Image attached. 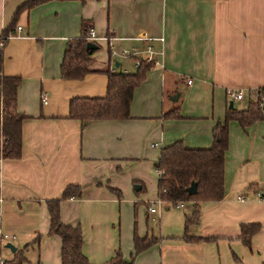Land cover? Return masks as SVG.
<instances>
[{
	"label": "crops",
	"instance_id": "crops-1",
	"mask_svg": "<svg viewBox=\"0 0 264 264\" xmlns=\"http://www.w3.org/2000/svg\"><path fill=\"white\" fill-rule=\"evenodd\" d=\"M24 1L0 0V32L13 18L14 30L20 29L0 49V72L20 77L15 107L26 116L19 158H0V236L13 235L19 241L15 249L28 244L26 264H59V238L47 235L46 201L76 184L81 195L60 202L59 218L79 226L81 252L99 264L116 250L110 228L122 220L123 209L110 188L128 192L132 182L139 192L147 184L157 200V176L143 178L141 162H154L158 149L177 140L185 147H208L214 124L227 109L226 91H242L243 100L250 90L264 87V0H46L15 15ZM82 20L106 53L90 56L93 72L63 80L59 64L65 41L79 35ZM105 35L118 48L149 43L159 65L133 89L126 119H69L70 98L105 92L103 71L115 68ZM142 36L148 40H138ZM123 68L134 70L129 60ZM165 93L176 100L166 102ZM175 107L179 117L164 116ZM228 131L236 146L225 151L222 199L199 203L197 221L185 231L183 217L191 205L183 203L182 212L173 215L168 213L172 205L157 203L167 228L160 229L159 241L150 235L157 242L136 256L135 264H264V121L242 129L229 120L227 143ZM152 198L145 209L155 205ZM137 199L125 198L145 203ZM250 223L258 229L245 246L239 227Z\"/></svg>",
	"mask_w": 264,
	"mask_h": 264
},
{
	"label": "trees",
	"instance_id": "trees-1",
	"mask_svg": "<svg viewBox=\"0 0 264 264\" xmlns=\"http://www.w3.org/2000/svg\"><path fill=\"white\" fill-rule=\"evenodd\" d=\"M46 0H26L21 3L16 11L27 9ZM14 18L1 30L0 41L3 43L14 33ZM88 24L82 20L79 35L65 41L62 51L59 75L63 80H79L85 74L93 72L88 66L90 56L96 50L85 49V44L90 42L86 33ZM2 45V46H3ZM1 49V48H0ZM1 63V55H0ZM152 65L140 62L133 71L122 73L119 69L104 70L106 75L105 92L102 96H76L68 100L67 118L75 120H123L129 115V104L133 89L144 79L145 73ZM20 83L19 76L3 75L0 72V158L17 159L21 153L22 120L26 117L16 110V90ZM260 103V106L258 104ZM179 117L177 108H173L164 116ZM235 121L240 128L257 122L264 121V87L250 90L247 94L246 106L241 109L231 107L225 110L222 121H217L212 130V142L208 147H185L177 140L162 146L153 164L158 172L156 188L157 198L166 204L178 202L190 204L192 209L183 217V228L197 221L199 203L204 201L217 202L223 196V169L224 155L227 149V122ZM190 182L195 183V191L187 194L185 189ZM118 198L119 191L111 189ZM81 189L76 184L66 185L60 196L46 201L48 216L47 235L59 238V264H92L81 252V231L78 225H68L59 218V204L63 200L79 198ZM258 229V224H241L238 239L248 246L249 239ZM189 241L192 237L182 236ZM36 235L33 242H37ZM200 240V238H197ZM157 242L152 236L132 237V255H137ZM28 244L15 249L9 259L2 264H23V252ZM2 245L0 243V252ZM99 264H134L133 258L125 260L119 250Z\"/></svg>",
	"mask_w": 264,
	"mask_h": 264
},
{
	"label": "rangeland",
	"instance_id": "rangeland-1",
	"mask_svg": "<svg viewBox=\"0 0 264 264\" xmlns=\"http://www.w3.org/2000/svg\"><path fill=\"white\" fill-rule=\"evenodd\" d=\"M99 49H97L96 51H94V53H96V55L104 57L105 52V48H103L101 45H98ZM117 62L119 63V67H115V69H120L124 66V62L125 60L123 59H118ZM129 63V62H127ZM112 65V64H111ZM129 70H131V67H129ZM173 95V94H172ZM172 95H166L165 93V100L166 102H168L170 99V97ZM246 98L240 101H235L233 104L234 108L236 109H240V108H244L246 106ZM170 102V101H169ZM240 102V103H238ZM234 123V122H233ZM227 151L231 152L232 151V147L233 145L236 146V139H235V134H233L232 136V141H231V134H229L228 131V143H227ZM159 151V149H158ZM155 162V161H154ZM154 162H141L142 166H140V175L143 176V178L147 179V180H154L156 178V173L155 170L153 168V164ZM134 170L129 171V173H133L134 174ZM119 197L117 198L115 195V198L117 200V205L118 208H122V216H121V225L120 227H118V220L115 221V223H113V227H111L110 229H112L113 234H114V240L117 244L116 246V250H119L122 257L126 260L129 259V257L133 258V263L135 262V258L136 256H138L140 253H138L137 255H132V237L133 234H137L139 235V232H146L147 236H155L158 237L159 235V231L160 229L163 230L165 228H167V226L165 225H161V219L160 216L164 213L163 209L160 208V206L155 202L154 208L157 210L156 213H149L146 209L144 208V206H146L147 201L151 200L150 198L154 199L156 191H153V188L149 187V185L145 184L144 189L139 191V192H134L133 191V185L132 182L129 183V189L128 192H123V191H119ZM151 195H153L152 197H150ZM131 197H138L139 199H137L138 201H143L145 203L141 204H134V201H127L126 199H129ZM156 199H154L155 201ZM147 211V214L145 213ZM179 212V214L182 212L181 208H174L169 206L168 208V213H176ZM153 218V220H152ZM160 219V220H159ZM50 236H54V235H50ZM119 237V241L118 238ZM120 239H122L121 243H120ZM161 240V239H160ZM158 241H159V237H158ZM7 241H2V248H1V252H0V257L3 260L9 259L11 257V252L9 251V249L4 247V244ZM18 240H11L10 244L14 245V246H18ZM39 242V241H38ZM149 248V247H148ZM147 248V249H148ZM35 250V249H34ZM146 250V249H145ZM144 251V250H143ZM142 251V252H143ZM35 252V251H34ZM28 256L30 258H33V251L31 252L30 249L28 251ZM29 260V259H28ZM32 263V262H31ZM28 263V264H31ZM144 261H141V264H143ZM26 264V262H25ZM33 264V263H32ZM135 264V263H134Z\"/></svg>",
	"mask_w": 264,
	"mask_h": 264
},
{
	"label": "built area",
	"instance_id": "built-area-1",
	"mask_svg": "<svg viewBox=\"0 0 264 264\" xmlns=\"http://www.w3.org/2000/svg\"><path fill=\"white\" fill-rule=\"evenodd\" d=\"M19 30H20L19 27H16V29L14 30V33L12 35L18 33ZM86 36L90 42H95L96 38L94 36L92 28H89L87 30ZM103 40L106 43V45H105L106 51L108 54V58L111 62H114V61L117 62L118 59L129 60L132 62L133 69L135 67H137L140 62L150 63L151 65H156V66L159 65V62L157 61V58H156V52L153 50L152 46L149 43H146L143 47L130 46L128 48H118L113 44L114 39L111 37V35H105ZM138 40L147 41L148 39L146 37L142 36V37H138ZM2 45H3V43L0 41V48L2 47ZM120 71L122 73L129 72L126 68L120 69ZM186 83L189 84L190 80L187 79ZM225 96H226L227 100H229L231 102H235V101H239L243 98V92L240 90H237V91L228 90V91H226ZM39 98H40L41 103H45V95L43 93L40 94ZM258 106H260V103L258 104ZM155 173H156V175L158 174V172H156V171H155ZM160 202H161L160 199L157 198L156 203H160ZM161 203H163V202H161ZM153 204H154L153 202L150 203L149 207L147 208L148 212L151 214L156 212L155 208L153 207ZM170 205H172L175 208H177V207L180 208L183 206V203L178 202V203H174V204H170ZM13 239H14L13 235L3 234L0 236V243L2 241L3 242L7 241L6 243H10V241ZM2 262H3V259L0 257V264H2Z\"/></svg>",
	"mask_w": 264,
	"mask_h": 264
},
{
	"label": "water",
	"instance_id": "water-1",
	"mask_svg": "<svg viewBox=\"0 0 264 264\" xmlns=\"http://www.w3.org/2000/svg\"><path fill=\"white\" fill-rule=\"evenodd\" d=\"M85 49H87V50L88 49L89 50H96L97 46L94 43H92V42H87L85 44ZM116 66H117V62L114 61V67H116ZM176 98H177V95H175V94L172 97H170V99L172 101L176 100ZM231 107H232V102L229 101L228 105H227V109H230ZM133 188H134V190H136V189H139V186L138 185H133ZM185 191H186L187 194L194 193V191H195V183L194 182H190L189 185L186 187ZM4 247L9 249V251L11 253H13L15 251V247L12 244H10V243H5Z\"/></svg>",
	"mask_w": 264,
	"mask_h": 264
}]
</instances>
